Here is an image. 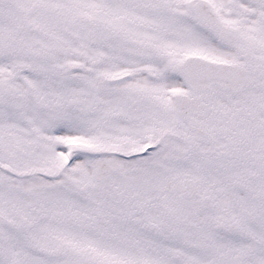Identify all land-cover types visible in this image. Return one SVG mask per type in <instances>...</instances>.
<instances>
[{
  "label": "snow or ice",
  "instance_id": "6c2138e0",
  "mask_svg": "<svg viewBox=\"0 0 264 264\" xmlns=\"http://www.w3.org/2000/svg\"><path fill=\"white\" fill-rule=\"evenodd\" d=\"M0 264H264V0H0Z\"/></svg>",
  "mask_w": 264,
  "mask_h": 264
}]
</instances>
